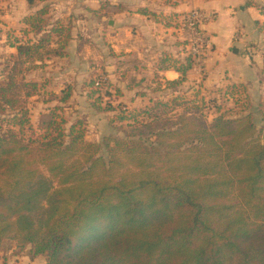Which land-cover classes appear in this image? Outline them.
<instances>
[{
	"label": "trees",
	"instance_id": "obj_1",
	"mask_svg": "<svg viewBox=\"0 0 264 264\" xmlns=\"http://www.w3.org/2000/svg\"><path fill=\"white\" fill-rule=\"evenodd\" d=\"M22 22L34 38L0 69V242L29 245L45 264H264V145L251 115L205 126L161 114L175 97L127 112L98 67L86 95L126 121L122 137L86 140L82 119L60 105L69 85L47 93L57 103L35 129L26 100L43 84L25 76L36 61L66 55L73 24L47 3Z\"/></svg>",
	"mask_w": 264,
	"mask_h": 264
},
{
	"label": "crops",
	"instance_id": "obj_2",
	"mask_svg": "<svg viewBox=\"0 0 264 264\" xmlns=\"http://www.w3.org/2000/svg\"><path fill=\"white\" fill-rule=\"evenodd\" d=\"M75 1L77 5L72 4ZM99 2L116 5L118 11H98ZM37 3L40 5L30 7L27 0H0V25L5 28L1 37L8 48L5 59L16 54L18 42L34 38L31 32L23 34L21 29L23 17L43 5L41 1ZM46 3L53 18L71 19L72 38L63 57L45 60L43 64L36 61L39 66L34 70L50 71L32 79L28 76L34 70L26 74L27 80L43 84L40 93L26 101L49 92L59 95L69 85L71 94L66 103H60L63 111H90L80 87L93 65L107 72L119 92L118 100L134 110L144 108L145 101L176 97L189 80L199 81V73L204 75L201 81L206 85L220 87L243 86L257 81L264 73V0H46ZM193 8L209 16L200 25L211 41L201 69L192 58L190 61L177 25L178 17ZM47 86L51 91H45ZM47 108L49 111L52 106ZM103 116L106 114L98 117ZM98 117L92 123L84 121L85 135L88 128L93 125L96 128ZM98 122L103 129L109 127L108 121ZM106 135L99 131L88 140L100 141ZM40 256L31 253L27 261L19 254H10L1 264H45Z\"/></svg>",
	"mask_w": 264,
	"mask_h": 264
},
{
	"label": "rangeland",
	"instance_id": "obj_3",
	"mask_svg": "<svg viewBox=\"0 0 264 264\" xmlns=\"http://www.w3.org/2000/svg\"><path fill=\"white\" fill-rule=\"evenodd\" d=\"M35 0L34 3H36ZM46 1H41V4H45ZM77 5L78 2L72 3ZM101 2H99V9ZM40 5L39 3L34 4V6ZM31 7V6H30ZM4 9V7L2 6ZM0 10L1 7H0ZM64 20V19H63ZM71 20V19H70ZM83 20V19H81ZM2 24V23H1ZM78 28H81L78 26ZM5 33V28L0 25V69L3 65V59L7 54L8 48L4 45L3 35ZM92 65H90L91 67ZM99 66V65H97ZM93 65L90 68L87 77L84 82L88 81V75L90 72L94 70H99L98 67ZM43 70V71H42ZM34 70L28 76L30 79L36 78L37 75H42L41 73L50 71L48 70ZM264 72V71H263ZM103 76V75H102ZM101 76V78H102ZM106 76V75H105ZM204 75L199 73V81L189 80L186 85L182 87V90L178 89V93L174 98V102L167 103V107L165 109L159 108L160 113L163 114L166 111V115L175 119V117L179 115H188L191 114L195 116L200 124H204L207 126L214 118L218 116H222L224 118H234L236 116L244 115L245 113H249L251 115L253 124L256 126L257 133L259 135L260 143L264 145V73L260 75L256 80L251 83H248L243 86H234V87H220V86H210L206 85V82L201 81ZM178 86V85H177ZM173 88H176L173 86ZM179 88V87H178ZM47 90L51 91L50 86H47ZM80 89L85 93L84 97L88 105L90 106V111H76L73 113L72 111H64V115L70 121L74 119L75 115L81 117L83 124L86 120L87 123L91 122V120L96 121V118L100 114H106V116L98 117V121H102L106 124V121L109 127L103 129V125L96 122L91 128L87 129V138L85 135V139L94 138L97 135V132L101 131L106 133L109 136L113 137H122V133L120 129H127L126 121H119L112 118L113 111H97L96 108L91 106L92 103L96 104V101L92 100L93 98H88L86 95L87 88L84 84L81 85ZM183 91V92H182ZM110 92L113 93L114 89L110 88ZM182 92V93H181ZM45 93V92H44ZM102 93V92H101ZM47 95L44 94L43 97L38 96L35 99H30L26 101V106L29 109V120L32 126L36 129L41 125V122L47 119L48 106H53L54 102L46 101ZM105 97L102 98L100 107L102 108L105 105ZM112 99L111 104L115 105L117 102ZM159 100V99H157ZM166 100V99H165ZM119 101V100H118ZM154 101V100H153ZM153 101H145V107L151 105ZM156 101V99H155ZM163 101V99L159 100ZM126 105V104H125ZM66 107V105H65ZM128 108L127 112L138 111V109L134 110L132 106L126 105ZM141 107H144L143 105ZM171 108V111H168V108ZM143 109V108H139ZM72 112V113H71ZM114 119L113 122L110 120ZM102 127V128H101ZM32 250L29 248V245L20 248L14 239H6L0 242V264L4 259H6L7 255H20L24 257L27 261L31 257ZM39 259H44L45 256L41 255Z\"/></svg>",
	"mask_w": 264,
	"mask_h": 264
},
{
	"label": "built area",
	"instance_id": "obj_4",
	"mask_svg": "<svg viewBox=\"0 0 264 264\" xmlns=\"http://www.w3.org/2000/svg\"><path fill=\"white\" fill-rule=\"evenodd\" d=\"M208 18L209 16L202 10L193 8L181 14L177 19L187 53L194 65L200 69L211 46L209 35L200 27ZM101 79L105 80L106 76L103 75Z\"/></svg>",
	"mask_w": 264,
	"mask_h": 264
}]
</instances>
